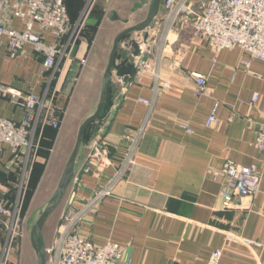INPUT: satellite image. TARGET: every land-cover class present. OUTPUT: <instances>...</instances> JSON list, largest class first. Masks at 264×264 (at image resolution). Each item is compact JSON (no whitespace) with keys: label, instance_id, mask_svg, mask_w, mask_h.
<instances>
[{"label":"crops","instance_id":"1","mask_svg":"<svg viewBox=\"0 0 264 264\" xmlns=\"http://www.w3.org/2000/svg\"><path fill=\"white\" fill-rule=\"evenodd\" d=\"M109 1H95L89 27L93 28L98 22V32L95 35L87 31L71 61L54 75L44 71L41 56L28 50L24 56L10 59L5 45H0V85L22 95L40 94L51 84V89L57 86L60 93L69 96V87L81 68L83 51H88L85 54L88 64L79 78L93 81L92 97L66 127L62 126L65 129L56 134L55 146L62 152H67L65 146L77 136L80 125L99 103L98 84L94 81L99 71L96 70L97 59L100 57L102 64L101 94L114 40L135 26L128 23L129 20H120L132 12L142 13L146 5L141 3L145 0H139V4L126 13L125 4L132 0ZM152 4L153 0L149 11ZM192 4L196 9L203 3ZM68 6V14L75 21L80 13ZM112 11L115 13L111 14ZM159 12L150 26L151 36L161 24L162 0ZM193 27V18L183 17L169 35L161 77L170 88L160 90L128 177L117 184L112 195L104 198L78 227L79 234L96 246L108 240L117 243L123 250L121 264H208L210 255L217 249H222L218 264H264V155L254 147L264 117V63L252 61L246 72L241 65L247 58L245 53L239 49L214 53L195 34ZM91 34L94 39L88 40ZM140 36L125 37L119 47L131 40H141ZM46 40L53 43L49 35ZM131 52L128 50V55ZM90 73H93L91 79L88 78ZM191 74L206 77L203 93H196ZM254 94L258 97L252 102ZM151 98L149 75L128 83L112 75L108 107L97 124L98 131L93 134L109 146L112 158L125 150L122 135L137 128L145 116L146 108L140 100ZM215 105V120L206 126ZM24 112L20 102L0 94V117L19 123ZM46 132L53 134L54 130L48 128ZM86 153L85 146H81L75 163L74 171L78 176L72 189L77 206L106 186L112 174V169L100 171V177L94 175L97 170L82 173ZM58 158L59 168L64 159L63 156ZM10 160L11 151L4 147L0 155V204H6L11 196ZM225 161L254 166L263 175L260 192L250 203L234 197L233 204L241 208L223 209L222 193L231 194L232 190L223 179L211 175ZM245 240L255 245H248Z\"/></svg>","mask_w":264,"mask_h":264},{"label":"built area","instance_id":"2","mask_svg":"<svg viewBox=\"0 0 264 264\" xmlns=\"http://www.w3.org/2000/svg\"><path fill=\"white\" fill-rule=\"evenodd\" d=\"M162 3L160 27L154 35L148 33L147 44L140 46L139 56L134 61L132 81H140L144 75L149 74L152 80V98L140 101L146 108L145 116L135 130L123 135L125 150L114 158L108 155L106 143L98 135H94L86 145L89 152L82 173L94 166L98 167L94 174L96 177L101 176L100 171L111 168L112 175L106 186L96 191L80 208L74 201L76 195L73 192L74 197L68 201L57 229L54 255L52 254L48 264H121L123 250L117 243L108 240L103 245L96 246L82 237L77 228L104 198L112 195L114 187L121 183L134 165L136 149L148 128L160 90L169 89V85L162 81L160 71L167 53L169 35L180 19L192 17L195 34L214 53L233 49L245 53L247 58L242 60L241 65L246 72H249L252 61L264 63V0H162ZM192 3L203 4L194 9ZM87 16L86 8L71 23L64 0H0V45H5L10 59L24 56L28 50L41 56L44 71L54 75L60 69L63 70L71 60L73 50L86 27ZM46 35L53 39V43L47 42ZM192 77L196 93H203L206 77L199 74H192ZM57 89V86L51 89L50 84L40 94L22 95L0 85V93L9 94L27 112L18 124L0 117V155L4 147H7L11 151L12 160L16 159L33 150L32 138L39 125L41 130L45 126L54 129L58 127V122L49 115ZM257 97L254 94L251 101L255 102ZM216 108L215 105L207 118L206 126L214 122ZM182 128L190 132L186 127ZM36 147L37 144L35 149ZM254 147L264 155V117ZM211 175L223 179L232 190L231 194L222 193V207L226 210L241 208V205L233 204L234 197L240 202L250 203L260 192L263 176L254 166H241L232 161H225ZM77 176H74L73 182H77ZM5 214L4 207L0 204V217ZM245 243L255 245L247 240ZM221 256L222 249L215 250L210 255L208 264H218Z\"/></svg>","mask_w":264,"mask_h":264},{"label":"rangeland","instance_id":"3","mask_svg":"<svg viewBox=\"0 0 264 264\" xmlns=\"http://www.w3.org/2000/svg\"><path fill=\"white\" fill-rule=\"evenodd\" d=\"M89 1L91 2L89 3ZM95 1L96 0H74L72 3H70L68 2V0H65V3L67 6L68 4H70L72 8L74 9V11L80 14L84 11V9L87 8L88 16L86 20V26H89L90 16L92 15L95 9V5H94L96 4ZM111 1L112 0H110L109 3H111ZM145 1L146 2H143V1L141 2V3H146V5L144 6L142 10V13H139V12L129 13L128 14L129 16L127 18L126 16L125 18L121 17L122 19L120 21L124 22V21L129 20L128 23H132L136 25L138 24L137 22L139 20V24L142 23L145 20L147 13L149 11L150 5L152 3V0H145ZM135 4H139V0H132L131 3H126L125 4L127 6L126 13L129 10H131V8ZM107 13L109 14V11H107L106 14ZM112 13H115V12L112 11L111 14ZM99 27L100 26H98L97 28L95 27V30L91 29V31H93V34L95 31V35H96ZM146 31L149 33L150 27H148ZM133 34L141 35L140 37L142 39V35H143L142 33H133ZM92 38L94 39V35L92 36ZM82 40H83V34L81 35L79 41L77 42L75 49L77 45L79 44V42ZM205 44L209 46L206 42ZM121 46L123 49L124 45H121ZM75 49L73 50L72 58L74 56ZM128 50H132L133 52V49L127 48L124 54L126 55V57H129L130 60L134 63L135 59L139 56V54L136 58H133L132 52L130 53V55H128ZM87 52L88 51H86V49L83 51V53L85 54H87ZM85 54L82 55V60H81V65H80L81 68L79 70V73L77 74L78 76L74 79V82L69 87V89L71 90L69 93L70 95L69 96L66 95L65 92L60 93L59 88L54 94V99L52 100V105L49 111V115L50 116L52 115V119L58 122V127L55 129L52 127H49V128L54 130L55 135L54 133L47 134V132L46 133L43 132L44 129L48 126H45L41 130V126L39 125L38 128L35 129L36 132H35L34 137L32 138L33 139L32 144L34 146L33 150L24 155L18 156L16 159L10 160L12 164V177H11V180H12L11 189L12 190L10 194L11 196L10 198H7L6 204H2L6 214L3 217H0V222H1L0 224L1 226L4 227V229H2L3 231H1L3 243H2V246L0 247V264H38L37 256L31 246L30 233L35 223L39 219L40 215L47 207L48 202L51 200L57 188L59 179L62 175L65 164L74 148L76 138H77V136L73 137V140L71 141V143L68 144V146H65L68 148L67 152H62L59 148L55 146L56 145V142H55L56 134H58L59 130L63 129L62 127L63 125L66 127V125L70 122V119H73L74 117L78 115L77 113H80L82 111L83 107H85L86 103H88L87 101L92 97L90 93H92L93 91L92 90L93 81L87 80V79L80 80L79 78L83 73L82 70L88 64L87 63L88 59L87 57L85 59V56H86ZM99 58L97 59V62H96V70L98 71L99 69L98 71L99 73L98 72L96 73V78L94 80L98 84L97 91H96V93L98 94V98H100L99 94H100L101 78H102V73L100 71V67L102 66V64ZM119 62L116 64L120 65ZM93 73L89 74V77H88L89 79L92 78ZM160 75H161V71H160ZM144 76H148V75H144ZM162 81L167 83L170 88V84L168 82L164 81L163 79ZM0 94H3V93H0ZM3 95L10 97L9 94H3ZM60 105L63 108L60 107ZM58 108H60L59 111H58ZM26 113L27 112H24V116L26 115ZM22 119L20 120V122L22 121ZM135 129L136 128H134L133 130ZM129 132L130 131L126 133H129ZM123 135H122V138H123ZM36 144H37V147L35 149ZM86 145L84 146L87 151L86 153V157H87L89 149ZM106 147H107L108 155L111 156L109 146L107 144H106ZM60 156H63L64 160H62V164L58 168L59 163H57V160L59 159L58 157ZM134 163H135V160H134ZM97 168L98 167H94V166L90 167L86 174H88V172L93 173L95 170H97ZM129 172L130 170L128 171L126 177L121 181V183L126 180ZM73 183H74L73 181L70 183L69 188L66 190L62 200L59 202L56 208L50 213V215L48 216L43 226V230H42V234L40 238V245L44 251L45 264H48L51 260L52 254L54 255L53 249L55 248L56 239H57L56 233L61 223V218L63 216L67 203L68 201L73 199V197L76 195L74 193V196H73V192H74L72 189ZM71 193H72V196H71ZM75 200H76V196H75ZM85 204H86V201L83 203V205L79 206V208L84 206ZM82 223H80V225Z\"/></svg>","mask_w":264,"mask_h":264},{"label":"water","instance_id":"4","mask_svg":"<svg viewBox=\"0 0 264 264\" xmlns=\"http://www.w3.org/2000/svg\"><path fill=\"white\" fill-rule=\"evenodd\" d=\"M160 5H161V0H153V4L145 20L142 23L137 24L123 31L114 40L113 47L109 56L108 65L103 77V85H102L99 103L97 104L95 111L89 117H87L80 125L74 148L65 164L57 188L51 200L48 202L47 207L42 212L39 219L35 223L33 229L31 230L30 242L37 256L38 264H45L44 251L40 245V238H41L43 226L50 213L56 208V206L62 200L70 183L73 181V178L75 176L74 169H75L76 158L82 146V137L84 135V132L92 123H94L98 119L99 115L103 110L105 103L108 100L109 89L112 85V75L116 78L122 79L124 83L132 82L133 80L132 77L134 76L135 73V66L134 63L130 60V58L126 57L124 52L127 50V48H131L133 49L132 57L136 58L138 56L140 46L147 44L149 35L146 30L148 29V27L151 26L154 19L158 16ZM133 33H142L143 35L141 41L131 40L128 42V44L124 45L123 49L120 48L119 47L120 42L125 37H128ZM119 52L123 54V56L125 57L124 63L122 65L116 64V57Z\"/></svg>","mask_w":264,"mask_h":264},{"label":"trees","instance_id":"5","mask_svg":"<svg viewBox=\"0 0 264 264\" xmlns=\"http://www.w3.org/2000/svg\"><path fill=\"white\" fill-rule=\"evenodd\" d=\"M64 5H65V7H66V9H67V13L69 12V7L66 5V3H65V0H64ZM69 15V14H68ZM69 18H70V16H69ZM70 21H71V23H74L75 21H72V19L70 18ZM99 23L97 22V25H98ZM96 25V26H97ZM96 26H93V28H91V27H89V26H86V28L84 29V32H83V36H84V34H87V31H91V29H94L95 30V27ZM90 33H93V31H91ZM94 34H95V31H94ZM89 36V39L88 40H90V38L93 36L92 34L91 35H88ZM117 60H121L120 61V65H122L123 63H124V60H125V57L123 56V54H121L120 52L118 53V55H117V57H116V61ZM108 101L109 100H107V102L105 103V105H104V107H103V110H102V112H101V114L99 115V117H98V119L94 122V123H92L86 130H85V132H84V135H83V137H82V146H84V145H86V144H88L90 141H91V139L93 138V134H94V132H96V131H98V127H97V124L99 123V121H101L100 119H101V117H102V114L105 112V110L107 109V107H108ZM49 127H46L45 129H44V131L43 132H45L46 133V130L48 129ZM41 143V142H40ZM12 177V176H11ZM2 229H4V227L3 226H1V224H0V231L2 230ZM3 231V230H2Z\"/></svg>","mask_w":264,"mask_h":264}]
</instances>
